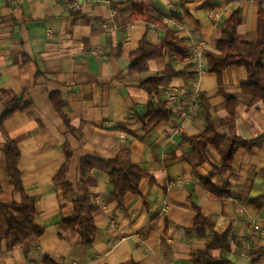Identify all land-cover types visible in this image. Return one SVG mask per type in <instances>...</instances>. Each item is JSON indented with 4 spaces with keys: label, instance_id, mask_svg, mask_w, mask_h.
<instances>
[{
    "label": "crops",
    "instance_id": "obj_1",
    "mask_svg": "<svg viewBox=\"0 0 264 264\" xmlns=\"http://www.w3.org/2000/svg\"><path fill=\"white\" fill-rule=\"evenodd\" d=\"M109 1L75 11L69 0H0V118L14 96L33 102L4 126L21 150L18 168L25 193L37 199L35 223L45 228L42 236L14 248L0 240V264H194L193 256L216 232L227 230L231 248L213 250L214 257L226 264H264V256L255 261L253 255L264 249V146L252 153L241 148L228 172L212 180L218 189L229 185V196L218 198L201 178L223 165L222 155L212 144L199 147L190 141L207 130L208 115L216 122L228 118V94L240 102L235 120L220 133L246 140L264 135V102L250 106L252 95L242 90L245 67L226 70L222 85L216 73L208 70L199 77L196 71L200 46L217 51L224 21L236 10L243 16L239 33L256 36L259 2L189 0L186 10L182 0ZM138 5L161 22L131 20ZM168 30L183 40L176 48L180 56L169 49L146 71L131 70L141 41L159 45ZM170 64L183 75L162 84L200 86L199 108L180 134H174L173 112L169 120L148 123V128L140 119L151 106L166 108L160 87L154 94L140 83ZM6 141L0 129V201L21 203L24 193L11 182ZM67 148L73 152L68 184L57 185L54 179L68 162ZM88 155L134 163L147 174L141 194H127L121 207L100 167L84 185L81 163ZM87 194L94 200L98 227L91 246L60 227L75 214L74 202ZM99 196L105 207L96 204ZM195 205L215 222L206 237L189 233ZM113 218L120 229L111 227Z\"/></svg>",
    "mask_w": 264,
    "mask_h": 264
},
{
    "label": "trees",
    "instance_id": "obj_2",
    "mask_svg": "<svg viewBox=\"0 0 264 264\" xmlns=\"http://www.w3.org/2000/svg\"><path fill=\"white\" fill-rule=\"evenodd\" d=\"M189 0H182V7L186 10ZM260 4L258 30L256 36L253 34L241 35L239 26L243 22L240 10H236L228 19L224 21L222 33L217 39V51L207 50L205 52L208 70L219 76L222 85L223 74L230 68L245 67L248 71V79L242 84L243 92L252 95L249 102L250 106L259 101L264 102V0H255ZM131 20L144 19L151 23L161 21L146 13L143 5L135 7V12L130 17ZM183 40L176 38L172 30L167 31L166 38L159 44L150 43L147 38L141 41L139 49L131 56L129 68L131 70L146 71L151 61L163 57L167 50L177 52V47ZM183 75L182 71L176 70L171 64L162 72H157L151 77L141 81V86L149 93L159 94V87L163 82L169 81L174 77ZM227 96V109L229 116L216 122L210 115L207 116V130L200 136L190 138V141L200 146L208 144L214 145L221 153L223 158L222 166H214L211 172L201 178L203 184L212 194L218 198H226L230 194L228 184L221 189L216 188L212 180L215 177H222L228 172L237 152L244 148L252 153L255 148L264 146V135L246 140L240 136L228 137L220 133L219 129L236 118V109L239 98L236 95ZM6 111L0 118V129L6 135L5 153L7 165L11 170V182L17 189L24 193V200L21 203L0 201V240H6L10 248L20 245L32 237H40L45 233V228L35 223L37 216V199L25 193L24 186L20 177L18 162L21 158V150L16 139L11 138L5 129V121L17 112H23L33 107V102L27 101L24 96H14L5 102ZM172 111L169 109L150 107L148 112L140 117L146 128L148 123L155 125L161 121L169 120ZM149 118L147 122L146 119ZM68 162L56 175L54 182L57 185L68 184L69 164L73 157L71 149H66ZM102 168L109 175V182L113 185L115 195L119 200L120 206L124 207L127 194H141V181L147 174L132 162H120L118 159H101L93 155L86 156L81 163L82 181L86 185L90 179L94 168ZM75 214L62 220L60 227L70 230L82 236L86 246H91L98 233V227L94 216L95 203L90 195L77 199L74 202ZM197 209L196 222L193 228L189 229L190 234L196 233L199 237H206L209 230L215 228V222L205 216L201 209ZM231 248L230 230L222 233L216 232L215 238L210 242L206 249L197 252L193 256L194 264H226L227 261L218 259L212 255L215 249L227 251ZM255 261L264 256V249L257 250L254 254ZM46 264H53L46 260ZM122 264H137L134 260Z\"/></svg>",
    "mask_w": 264,
    "mask_h": 264
},
{
    "label": "built area",
    "instance_id": "obj_3",
    "mask_svg": "<svg viewBox=\"0 0 264 264\" xmlns=\"http://www.w3.org/2000/svg\"><path fill=\"white\" fill-rule=\"evenodd\" d=\"M72 8L75 11H81L84 5L92 2H102L104 0H69ZM115 1V0H114ZM127 1V0H122ZM109 2H112L110 0ZM196 71L198 76L204 75L208 71L206 63V54L203 46H200L196 54ZM161 95L165 100L167 109L173 112L174 134L184 132L187 124L194 118L200 104V86L198 82L194 83L191 89L178 87L171 83L162 84L160 86ZM96 204L105 207L106 203L102 197H96ZM168 209V202L164 203L163 211ZM111 227L113 229H120L121 223L118 219L111 220Z\"/></svg>",
    "mask_w": 264,
    "mask_h": 264
}]
</instances>
